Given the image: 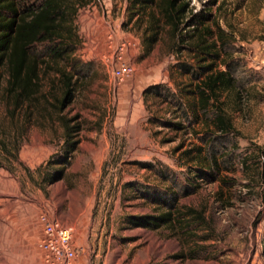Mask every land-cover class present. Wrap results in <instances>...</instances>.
Segmentation results:
<instances>
[{
    "label": "rangeland",
    "instance_id": "obj_1",
    "mask_svg": "<svg viewBox=\"0 0 264 264\" xmlns=\"http://www.w3.org/2000/svg\"><path fill=\"white\" fill-rule=\"evenodd\" d=\"M39 1L21 0L19 6ZM127 5L128 0H86L70 21L75 46L67 59L38 56L45 65L38 63L29 104L12 110L0 96V139L16 157L0 150V264H45L37 248L43 206L72 228L76 264H264V0H190L184 15L188 20L190 13L205 12L212 26L231 34L225 60L232 59L239 91L222 98L237 134L211 142L194 96L186 92L193 80L179 66L193 64L191 54L166 26L148 45L146 19L133 23ZM191 28L182 25L183 44L192 40ZM109 34L130 42L125 59L133 72L119 84L105 65ZM44 45H34L33 52L40 54ZM70 60L77 70L73 94L58 112L62 92L55 70ZM216 67L225 69L222 63ZM0 74L3 84L2 68ZM151 86L157 94L147 91ZM61 116L73 118L78 143L63 179L40 186L39 168L61 150ZM195 147L202 149L200 157L212 149L219 176L231 182L216 197L217 181L197 179L193 193L178 197V205L201 211L205 224L185 232L131 226L128 216L163 210L145 194L165 188L171 172L182 182L188 166H200L197 156L180 154ZM157 170L168 179L162 181ZM191 248L194 258L186 257Z\"/></svg>",
    "mask_w": 264,
    "mask_h": 264
},
{
    "label": "trees",
    "instance_id": "obj_2",
    "mask_svg": "<svg viewBox=\"0 0 264 264\" xmlns=\"http://www.w3.org/2000/svg\"><path fill=\"white\" fill-rule=\"evenodd\" d=\"M21 0H0V68L4 70L5 78L1 83L0 96L9 99L12 110L24 103L29 104L37 91L38 63L45 65V61L38 60V56L47 59H67L74 49L75 35L71 30L72 16L79 6L85 5L86 0H40L35 6H19ZM190 0H128L127 10L129 19L137 24L145 18L143 28L145 41L148 45L156 40L157 30L166 26L176 38V44L184 47L192 56L194 63L182 65L181 71L192 78V90L186 91L194 96V107L203 117L206 125L204 134H208L209 142L214 139H225L229 135H236L230 117L223 105L222 93L237 90V79L232 67V59L225 60L231 48V34L225 31L207 17V14L190 13V18L184 15L189 11ZM192 26L194 33L187 44L184 34L180 33L182 25ZM44 43V49L39 54L33 52L34 45ZM76 60H70L67 66L55 70L59 80L62 96L57 99V109L61 112L73 94V80L77 73ZM222 63L225 69L216 66ZM148 92L158 93L155 86L147 88ZM73 118L60 117L63 130L61 150L59 154H52L41 166L39 171V185L45 186L62 178L63 166L75 150L78 140L75 133L77 125L71 124ZM171 123V122H170ZM176 128H182L179 123H171ZM234 149V148H233ZM232 149V150H233ZM0 150L5 156L16 157L0 139ZM231 150V151H232ZM202 149L187 148L181 155L193 158L197 156L200 166H188L184 180L178 181L175 172L170 173V180L164 170H157L155 174L162 180L168 179L165 188L157 187L151 194H145V199L161 208L155 215H131L127 221L131 226L157 228L166 226L176 227L179 232H185L188 227L205 224L201 211L191 206L178 205V197L186 196L195 191L197 179L217 181V188L213 192L216 197L222 195L221 185L230 184L219 176L218 162L215 152L206 149L205 156L200 157ZM193 153V154H192ZM192 154V155H191ZM219 155V154H218ZM221 157L229 155L220 153ZM54 165L58 167L51 168ZM188 172L193 173L190 176ZM186 257L194 258L196 249L187 250Z\"/></svg>",
    "mask_w": 264,
    "mask_h": 264
},
{
    "label": "built area",
    "instance_id": "obj_3",
    "mask_svg": "<svg viewBox=\"0 0 264 264\" xmlns=\"http://www.w3.org/2000/svg\"><path fill=\"white\" fill-rule=\"evenodd\" d=\"M129 47V41L115 40L110 34L107 36L105 65L116 84L129 77L133 72L132 65L125 59ZM38 222L41 236L37 242V248L42 254L44 263L76 264L79 248L74 242L72 228L62 226L44 210L38 214Z\"/></svg>",
    "mask_w": 264,
    "mask_h": 264
},
{
    "label": "crops",
    "instance_id": "obj_4",
    "mask_svg": "<svg viewBox=\"0 0 264 264\" xmlns=\"http://www.w3.org/2000/svg\"><path fill=\"white\" fill-rule=\"evenodd\" d=\"M64 173H65V170H63V176H64ZM63 176H62V178L59 179V180H62V179H63ZM59 180H58V181H59ZM51 184H52V183H51ZM48 185H50V184H48ZM48 185H45L44 187H46V186H48ZM42 208H43V210L46 211L51 217H53L55 220H57V221L59 222V224H61L62 226H65V225H63V223H65V222H64V221H60L56 216H53L45 206H43ZM74 242H75V239H74Z\"/></svg>",
    "mask_w": 264,
    "mask_h": 264
}]
</instances>
